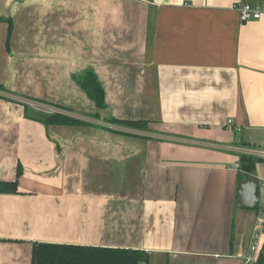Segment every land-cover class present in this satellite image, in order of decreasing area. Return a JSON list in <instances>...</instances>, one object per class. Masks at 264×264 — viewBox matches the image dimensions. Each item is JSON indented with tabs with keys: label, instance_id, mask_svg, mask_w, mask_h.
Masks as SVG:
<instances>
[{
	"label": "crops",
	"instance_id": "obj_1",
	"mask_svg": "<svg viewBox=\"0 0 264 264\" xmlns=\"http://www.w3.org/2000/svg\"><path fill=\"white\" fill-rule=\"evenodd\" d=\"M62 1L0 0V181L17 179L0 193V264H30L35 242L244 264L264 207L251 152L264 151V14L242 21L238 6L264 0ZM86 68L104 109L71 79ZM44 105L89 125L45 132L28 113ZM243 156L262 159L252 206Z\"/></svg>",
	"mask_w": 264,
	"mask_h": 264
},
{
	"label": "trees",
	"instance_id": "obj_2",
	"mask_svg": "<svg viewBox=\"0 0 264 264\" xmlns=\"http://www.w3.org/2000/svg\"><path fill=\"white\" fill-rule=\"evenodd\" d=\"M0 21L7 23L6 46H8L12 22L10 18H0ZM71 79L85 96L93 102L96 108L104 109L106 107L105 90L92 68H86L81 74H72ZM41 121L46 125L55 126L89 125L87 122L61 113L44 115ZM105 121L137 129H146L148 126V121L142 119L108 117ZM260 160L262 159L243 156L239 164L240 170L245 171L247 174L254 173V164ZM20 172L21 168L18 164L16 177L20 175ZM16 186L17 179L0 181V193H15ZM146 259V252L132 248L35 242L32 245L30 264H138V262L146 261ZM253 264H264V242Z\"/></svg>",
	"mask_w": 264,
	"mask_h": 264
},
{
	"label": "built area",
	"instance_id": "obj_3",
	"mask_svg": "<svg viewBox=\"0 0 264 264\" xmlns=\"http://www.w3.org/2000/svg\"><path fill=\"white\" fill-rule=\"evenodd\" d=\"M238 11L242 21H248L252 19H259L264 14V3H257L250 5L247 3L240 4ZM228 124H231V119L227 120ZM236 131H241V127H235ZM254 155H264L263 150H251ZM235 168H239L236 164ZM264 242V207H262L256 215L254 227L250 235V242L248 251L244 258V264H253L257 259V256L261 250V246Z\"/></svg>",
	"mask_w": 264,
	"mask_h": 264
},
{
	"label": "water",
	"instance_id": "obj_4",
	"mask_svg": "<svg viewBox=\"0 0 264 264\" xmlns=\"http://www.w3.org/2000/svg\"><path fill=\"white\" fill-rule=\"evenodd\" d=\"M256 179L253 174H250L245 181H242L238 188V199H245V203L240 205L252 206L257 201L258 197L255 194Z\"/></svg>",
	"mask_w": 264,
	"mask_h": 264
},
{
	"label": "rangeland",
	"instance_id": "obj_5",
	"mask_svg": "<svg viewBox=\"0 0 264 264\" xmlns=\"http://www.w3.org/2000/svg\"><path fill=\"white\" fill-rule=\"evenodd\" d=\"M72 1H74V0H63L62 2H64V3H66V4H70ZM77 0H75V2H76ZM82 1H88V0H82ZM99 10V9H98ZM103 10V9H102ZM84 12V13H83ZM87 12H88V9L87 8H84V7H82L81 8V16H84V15H87ZM113 14L115 15L116 13L115 12H113ZM44 103H46V102H44ZM48 104H50V105H53V104H51V102L50 103H48ZM53 106H55V105H53ZM58 106V105H57ZM56 109H54L52 106H47V105H44V110L43 109H40V110H37L36 108H29L28 107V113H38V115H49V114H51V113H53L54 111H55ZM42 118V117H41ZM43 118H44V116H43ZM42 122V121H41ZM43 123V122H42ZM43 126H44V129H45V132L46 131H48V129H50V125H46V124H44L43 123ZM50 126V127H49ZM54 133V132H53ZM50 142H52L51 140H50Z\"/></svg>",
	"mask_w": 264,
	"mask_h": 264
},
{
	"label": "flooded vegetation",
	"instance_id": "obj_6",
	"mask_svg": "<svg viewBox=\"0 0 264 264\" xmlns=\"http://www.w3.org/2000/svg\"><path fill=\"white\" fill-rule=\"evenodd\" d=\"M52 114V113H51Z\"/></svg>",
	"mask_w": 264,
	"mask_h": 264
}]
</instances>
